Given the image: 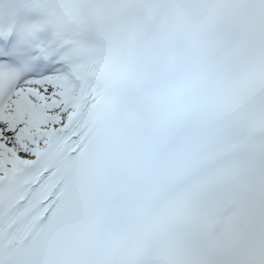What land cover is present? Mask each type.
<instances>
[{
	"label": "snow or ice",
	"instance_id": "1",
	"mask_svg": "<svg viewBox=\"0 0 264 264\" xmlns=\"http://www.w3.org/2000/svg\"><path fill=\"white\" fill-rule=\"evenodd\" d=\"M0 264H264V0H0Z\"/></svg>",
	"mask_w": 264,
	"mask_h": 264
}]
</instances>
